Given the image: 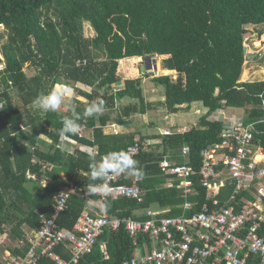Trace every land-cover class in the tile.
<instances>
[{
	"label": "trees",
	"instance_id": "obj_1",
	"mask_svg": "<svg viewBox=\"0 0 264 264\" xmlns=\"http://www.w3.org/2000/svg\"><path fill=\"white\" fill-rule=\"evenodd\" d=\"M86 23L94 31L91 36L85 33ZM251 25L258 35L264 33V0H0V63L6 64L0 71V249L24 255L29 248L27 233L40 227L41 214L52 215L60 191L72 182L78 189L58 223L74 228L89 208L86 198L90 197L85 195L87 183H92L88 153L94 152L99 160L112 151H127L140 132L121 128L117 134L106 133L113 120L111 113L116 124L130 128L135 114L159 108L178 113L198 102L207 108L199 123L185 132L140 137L143 147L150 139L160 140L135 157L143 172L142 200L110 196L104 203L110 216L122 220L149 219V210L166 217L182 214L185 200L179 182L168 186L170 177L160 164L165 156L177 155L187 145L188 163L199 165L201 152L224 139L226 124L209 119L218 110L243 109V125L255 123L258 132L254 150L264 151V80H241L247 61L245 47L250 52L246 34ZM146 56L162 57V68L173 71L152 74L153 82L164 88V98L158 102L145 96V75L126 77L124 86L116 90L123 79L118 73L120 60ZM123 68L135 76L138 66L128 72ZM56 85L73 89L66 106L57 112L32 106L40 93ZM100 100L104 111L84 117V108ZM72 105L81 116L79 125L86 129L82 135L61 141V121L72 117ZM60 143L67 144L71 154L60 151ZM174 159L177 164L184 161ZM132 178L127 176L120 183L130 185ZM195 185L198 191L191 201L202 202L205 191L198 182ZM225 186L220 198L228 197L233 187ZM99 198L97 194L91 199L94 203ZM198 210L196 206L193 212ZM5 234L11 242H18V249L3 245ZM259 234L264 237V223ZM138 241L151 247L148 235ZM137 249L124 223L118 229L107 227L93 251L78 264H123ZM56 251L70 258L68 244Z\"/></svg>",
	"mask_w": 264,
	"mask_h": 264
},
{
	"label": "built area",
	"instance_id": "obj_2",
	"mask_svg": "<svg viewBox=\"0 0 264 264\" xmlns=\"http://www.w3.org/2000/svg\"><path fill=\"white\" fill-rule=\"evenodd\" d=\"M5 68L2 61L0 71ZM1 85L2 74L0 92ZM226 126L223 141L205 148L199 165L188 163L190 147L187 145L181 147L179 154L185 158V163L171 164L166 159L161 162L164 174L171 176L168 186L174 185V179L179 180L177 186L185 200L181 215L159 216L160 211L149 210V219L146 220L131 217L122 220L110 216L104 205L108 197H137L142 200L139 187L142 178L133 176L132 184L128 185L120 181L129 175L114 174L107 178L110 193L98 194V210L84 211L73 229L63 228L58 217L67 208L71 194L78 189L72 182L60 191L52 215L46 217L41 214L40 227L28 233L27 252L21 255L8 249L3 253L0 264H42L44 261L78 264L81 258L93 251L107 227L118 229L123 223L138 247L134 257L123 264H264V237L259 234L264 223V151L253 147L257 132L255 123L245 126L241 119ZM85 129V125H80L79 134L82 135ZM172 133L171 129L164 131V134ZM145 147L137 138L127 151L131 150L135 159ZM260 155L262 158L258 159ZM196 182L205 191L202 202L191 201L192 195L198 191ZM227 183L233 186L232 190L228 197L220 198V192ZM196 206L200 210L193 212ZM147 235L152 242L151 247L147 243L141 246L138 241L140 236ZM64 243L70 250L68 259L56 251Z\"/></svg>",
	"mask_w": 264,
	"mask_h": 264
},
{
	"label": "rangeland",
	"instance_id": "obj_3",
	"mask_svg": "<svg viewBox=\"0 0 264 264\" xmlns=\"http://www.w3.org/2000/svg\"><path fill=\"white\" fill-rule=\"evenodd\" d=\"M2 28L0 29V32L2 31ZM85 33L86 35H93L94 31L91 29L89 23L85 24ZM257 29L254 26H249L247 31V38H246V44L249 47L250 53L255 54L256 56L250 59H247L244 66V73L241 78L242 81L247 80H264V33L262 35L257 34ZM262 60H259L261 59ZM162 57H154L153 59H150L146 61L144 57H137L136 60L133 59H127V60H120L119 62V69L118 73L121 75L123 79H126V77L132 78V77H143V89L145 90V96L147 99L153 102H158L161 99L164 98V88L162 86H157L155 82H153L152 78L154 74L156 75H162V74H168L173 73V71L166 70L162 68L161 66ZM125 70L128 72L129 69L132 70V67L138 66L136 75L133 76L131 74H127L124 72ZM26 71L29 75L32 74L29 68H26ZM147 72V75L145 74ZM175 78V74H171ZM58 87H63L62 85H56ZM124 86L122 81L118 82L116 84L117 89H121ZM73 94V93H72ZM83 99V97H80ZM70 102V96H66L64 99V102L62 105H67ZM205 113V107L202 103H194L191 107V109H181L178 113H168L166 109L159 108L157 110H152L147 112L144 115L141 114H135L132 116L133 118V125L132 130L138 129L140 132L137 135L138 139H141L140 137L142 135L147 134H157L162 133L165 129L169 128L172 130H176L179 127H187V129L196 126L199 121L200 117ZM112 114V122H110V125L115 127V130L113 128V133H116L119 131L120 128L117 126L116 128V122L114 121V114ZM232 114V115H231ZM234 114H238L239 116H233ZM244 110L240 108H229L226 110H218L215 113H213L209 119L211 120H223L225 123H231L235 121L243 119ZM241 115V116H240ZM114 124V125H112ZM186 130V128H184ZM160 141V140H159ZM149 146V140L145 142ZM262 158L260 155L258 159ZM45 183V181H43ZM8 243V241H5Z\"/></svg>",
	"mask_w": 264,
	"mask_h": 264
},
{
	"label": "clouds",
	"instance_id": "obj_4",
	"mask_svg": "<svg viewBox=\"0 0 264 264\" xmlns=\"http://www.w3.org/2000/svg\"><path fill=\"white\" fill-rule=\"evenodd\" d=\"M116 90L120 89L116 88ZM72 93L73 89L71 86H53L51 90H49L47 93H40L32 101V106L44 112H57L63 104L65 97L71 96ZM71 110L73 113L72 117H64L61 121L62 128L59 130L58 133L61 138V141H64L66 138H70L71 136L77 135L80 132V125L78 121L80 120L81 116L75 111V105L71 106ZM103 111L104 101L100 100L99 103L93 101L91 104L87 105L84 108L83 116L92 117L102 113ZM178 129L176 130L178 131ZM164 131L161 134H164ZM172 131L174 133L175 130ZM57 147L62 152H67L69 154H71L72 152V149L68 147V145L65 143H60L57 145ZM88 158L90 161L89 180L92 181V183H87L85 195L87 197H90L86 198L89 207L93 205V201L91 199L92 197L101 193L105 195L110 193L111 189L107 183L108 176L126 173L129 176H134L137 178L143 177V172L139 168V161L133 159L131 150L109 152L107 155L103 156L99 161L96 160L94 152H89ZM96 181H100V183H95Z\"/></svg>",
	"mask_w": 264,
	"mask_h": 264
},
{
	"label": "crops",
	"instance_id": "obj_5",
	"mask_svg": "<svg viewBox=\"0 0 264 264\" xmlns=\"http://www.w3.org/2000/svg\"><path fill=\"white\" fill-rule=\"evenodd\" d=\"M164 71H166V70H164ZM168 74H170V73H168ZM124 81H125V79H122V83L124 84ZM62 86H65V85H62ZM205 112H207V108H205ZM232 115V114H231ZM244 115V114H243ZM234 117L235 116H239L238 114H234L233 115ZM241 116V115H240ZM133 119V118H132ZM131 119V120H132ZM236 119H234V121H235ZM223 121V120H222ZM239 121V120H238ZM224 122V121H223ZM225 123V122H224ZM231 123H233V122H231ZM231 123H225L226 125H228V124H231ZM112 125H114V124H112ZM132 125H133V123L131 124V127L130 128H128V127H123V126H119L118 124H116V128H117V126H119V127H122V129L121 130H124L125 132H129V131H135V129L134 130H132ZM184 128H186L187 129V127H179V129H181V130H183ZM119 129V130H120ZM168 129V128H167ZM112 130H113V128H112V126L109 124L108 126H106V128H105V132L106 133H109V132H112ZM89 134H90V132H89ZM154 134V133H153ZM138 137H136V139H137ZM159 142V140H149V146L146 144H144V146H146V149H149L150 148V145H152V144H154V143H158ZM183 147V146H182ZM95 150V152L97 151V148H95L94 149ZM180 150H181V148H180ZM180 150H179V153L177 154V155H167V156H165V158L164 159H166V160H168L171 164H174V163H176L177 164V162L175 161V157H181L182 158V156L180 155L179 156V154H180ZM183 162L182 163H180V164H183V163H185V158H183ZM189 160V159H188ZM168 177H171V176H168ZM169 179L170 178H168V180H167V182L169 183ZM174 179V178H173ZM142 181V180H141ZM140 181V182H141ZM176 181H179V180H176V179H174L172 182L174 183V182H176ZM168 183H167V185H168ZM95 203V204H94ZM94 203H93V205L91 206V207H89L86 211H89V212H96V210H98V208H97V201H94ZM32 230H30L28 233H30ZM27 233V234H28ZM2 239H3V241H2V243H3V245L4 244H7V245H9V246H11L12 248H17V245H18V242H11V240L7 237V235L5 236H3L2 237ZM5 241H8V243H6ZM143 248H145V246L143 247ZM9 248H6V249H0V255H3V253L5 252V251H7ZM18 249V248H17ZM12 251V250H11Z\"/></svg>",
	"mask_w": 264,
	"mask_h": 264
},
{
	"label": "water",
	"instance_id": "obj_6",
	"mask_svg": "<svg viewBox=\"0 0 264 264\" xmlns=\"http://www.w3.org/2000/svg\"><path fill=\"white\" fill-rule=\"evenodd\" d=\"M244 51H245V54L247 55V59H250V58H253V57L256 56L255 54L248 52V48H247V47H245ZM144 59H145L146 61H148V60H150V59H153V57H151V56H146Z\"/></svg>",
	"mask_w": 264,
	"mask_h": 264
}]
</instances>
